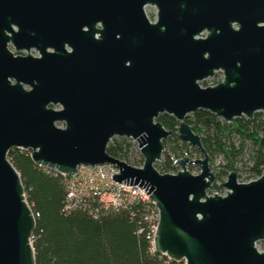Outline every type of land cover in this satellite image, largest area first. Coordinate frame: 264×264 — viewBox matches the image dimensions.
Listing matches in <instances>:
<instances>
[{
    "label": "water",
    "instance_id": "water-1",
    "mask_svg": "<svg viewBox=\"0 0 264 264\" xmlns=\"http://www.w3.org/2000/svg\"><path fill=\"white\" fill-rule=\"evenodd\" d=\"M216 71L219 82L199 84ZM198 109L225 122L264 116V0H0V264H35L11 148L66 176L114 165L110 179L157 208L153 247L169 259L264 264V170L245 182L231 170L218 183L225 192L208 194L215 176L184 121ZM162 113L202 154L177 159L174 174L154 167L172 133L155 121ZM114 137L136 142L141 166L106 152Z\"/></svg>",
    "mask_w": 264,
    "mask_h": 264
},
{
    "label": "trees",
    "instance_id": "trees-1",
    "mask_svg": "<svg viewBox=\"0 0 264 264\" xmlns=\"http://www.w3.org/2000/svg\"><path fill=\"white\" fill-rule=\"evenodd\" d=\"M257 115L255 113L250 119L240 116L230 123L203 109L186 115L184 121L194 133L201 135L199 138L206 154L212 157L214 152H219L226 159L224 168L213 172L215 179L227 175L233 168L231 160L239 149L230 140L232 134L253 141L256 149L249 169L255 177L262 172L264 146H259V137L256 136V132L261 130ZM155 121L172 132L162 141L163 150L166 141L172 137L175 145L170 149L174 157L183 155L177 152L185 145L175 132L177 121L165 113L159 114ZM129 146L127 138L114 137L107 143L106 152L129 163ZM6 156L20 177L26 203L36 214L30 238L35 264H184L150 251V243L145 237L146 224L142 218L143 202L102 211L96 216L82 208L65 213L62 211L65 190L61 175L35 165L28 150L11 148ZM170 157L165 153L163 161L154 164L155 169L167 171L171 167ZM218 188L213 183L208 192Z\"/></svg>",
    "mask_w": 264,
    "mask_h": 264
},
{
    "label": "built area",
    "instance_id": "built-area-1",
    "mask_svg": "<svg viewBox=\"0 0 264 264\" xmlns=\"http://www.w3.org/2000/svg\"><path fill=\"white\" fill-rule=\"evenodd\" d=\"M128 140L130 141V146L127 154L136 155V162H129L128 164L139 167L142 163V157L139 153L137 144L130 138ZM184 156H186L185 153L179 157H170L171 167L167 171L158 172L174 174L179 167L177 164L174 165L173 163ZM162 161L163 159L161 156L155 163H161ZM46 169L63 177L65 194L62 202V211L65 213L77 208H82L87 209L92 216H96L102 211L127 208L138 202H143L144 209L142 218L146 224L145 237L150 243V251H155L153 247V237L158 221V210L154 203L147 198V194L143 192V189L135 185L120 184L110 179L112 173H117V168L114 165L80 166L71 176L60 174L53 169ZM207 193L213 194L217 192L212 191ZM32 215L35 217L36 214L34 215L32 213ZM140 230L141 228L138 229V232Z\"/></svg>",
    "mask_w": 264,
    "mask_h": 264
},
{
    "label": "rangeland",
    "instance_id": "rangeland-1",
    "mask_svg": "<svg viewBox=\"0 0 264 264\" xmlns=\"http://www.w3.org/2000/svg\"><path fill=\"white\" fill-rule=\"evenodd\" d=\"M155 13H156V10L154 7L147 6L144 8V14H145V16L149 22L155 21V15H156ZM15 53L24 54V52H15ZM30 53L33 55H36L34 51H30ZM221 79H222V73L220 71H216L213 73V75L211 77H207V78L201 80L199 82V84L201 86H210V85L216 84ZM24 88H27V87L24 86ZM53 107L57 108V106H53ZM255 113L258 114L256 119H257V121H259L261 123L260 126H264V116L262 115V113L260 111H257V112H254L253 115ZM188 115H190V113ZM227 123H230V122H227ZM56 125L61 126L62 124L57 123ZM175 132H176V130H175ZM261 135H262L261 130H258L256 132V136L260 138ZM198 136H201V135H198ZM168 137H170V136H168ZM171 139H172V137L170 138L169 141H166L167 144L165 145V150L162 151V154H161L162 157H163V155H165V153L171 157H174V153L171 151L170 148L173 147L175 145V143ZM230 140L232 141L233 145L235 147H238V149H239V152L236 155H234L232 157V160H231V164L233 167L232 170L236 173V180L238 182H245V181L254 179L255 176L253 175V173L251 172L249 167L251 166V164L254 160V151L256 149L255 144L253 143V141L251 139H248V138L242 139L239 136L234 135V134H232V136L230 137ZM184 143H185V145H182L181 148L177 150V152L179 154L185 153L186 156L189 158H200V157H202V154L199 151H197V149L194 146H191L186 142H184ZM178 144L179 143H177V145ZM262 146H264V143ZM207 156H208V163H209L208 165H209L210 169L212 170V172H215L217 170L224 168L223 165L226 163V159L223 157V155L221 153L214 152L212 157H210L208 154H207ZM135 158H136V155H128L127 160H128V162L135 163L136 162ZM186 169L192 174H196L199 171V167L195 164H187ZM263 170H264V166L262 167V171ZM225 177H226V175L222 176L220 179H215L213 183L218 185V183L223 181L225 179ZM214 191L217 193L223 194L225 192V189L222 187H219L218 189H216ZM256 247L258 250L264 251V241H262V240L257 241Z\"/></svg>",
    "mask_w": 264,
    "mask_h": 264
}]
</instances>
